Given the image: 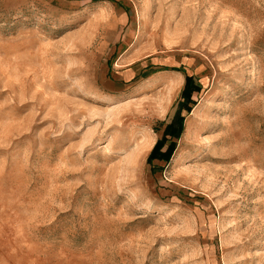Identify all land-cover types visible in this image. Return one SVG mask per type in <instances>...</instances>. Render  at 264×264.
<instances>
[{
	"label": "rangeland",
	"instance_id": "1",
	"mask_svg": "<svg viewBox=\"0 0 264 264\" xmlns=\"http://www.w3.org/2000/svg\"><path fill=\"white\" fill-rule=\"evenodd\" d=\"M0 264H264V0H0Z\"/></svg>",
	"mask_w": 264,
	"mask_h": 264
},
{
	"label": "trees",
	"instance_id": "2",
	"mask_svg": "<svg viewBox=\"0 0 264 264\" xmlns=\"http://www.w3.org/2000/svg\"><path fill=\"white\" fill-rule=\"evenodd\" d=\"M177 68H181V67H177ZM201 89H202V85L195 80L194 75L186 73L185 85L182 90V99L180 100V105L176 110V113L170 120V122H168L164 127L161 137H159L153 149L151 150L149 155L150 162H152L155 158L164 160L166 162L170 160L171 154L177 144L176 140L170 137L181 136L184 130V119H185V114L183 113V110L186 109L187 111H189L192 108V101H193L192 94L195 90H201ZM165 143H168L167 148L163 150L162 147L164 146ZM153 167H157V166L152 165V169L155 170Z\"/></svg>",
	"mask_w": 264,
	"mask_h": 264
},
{
	"label": "bare ground",
	"instance_id": "3",
	"mask_svg": "<svg viewBox=\"0 0 264 264\" xmlns=\"http://www.w3.org/2000/svg\"><path fill=\"white\" fill-rule=\"evenodd\" d=\"M149 142H150V139H147L145 142H143L144 144H143V146H144V148H146L147 146H148V144H149ZM142 144V143H141ZM141 150H142V147H141ZM143 151H144V149H143ZM142 151V152H143ZM138 152V151H137ZM141 152V151H140ZM141 152V153H142ZM139 154V153H138ZM137 157V156H136Z\"/></svg>",
	"mask_w": 264,
	"mask_h": 264
}]
</instances>
